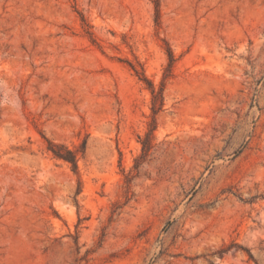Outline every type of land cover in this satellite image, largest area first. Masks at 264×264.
<instances>
[{
    "label": "rangeland",
    "instance_id": "obj_1",
    "mask_svg": "<svg viewBox=\"0 0 264 264\" xmlns=\"http://www.w3.org/2000/svg\"><path fill=\"white\" fill-rule=\"evenodd\" d=\"M158 9L0 0V264H264V0Z\"/></svg>",
    "mask_w": 264,
    "mask_h": 264
},
{
    "label": "trees",
    "instance_id": "obj_2",
    "mask_svg": "<svg viewBox=\"0 0 264 264\" xmlns=\"http://www.w3.org/2000/svg\"><path fill=\"white\" fill-rule=\"evenodd\" d=\"M154 6H155V22L158 23V17H159V0H154ZM168 56L170 63L174 60L173 54L170 50H168ZM136 73L140 75V78H142L146 83L149 85V87H152V83L140 72L135 70ZM152 92V105L151 110L153 114H156L162 107L163 103V97L161 91L155 92L153 89ZM156 129V119L152 118L151 122L149 123L148 130L144 134V137L141 140V153L136 158L134 167L137 168L139 164L145 159V157L148 155L150 149L153 146V139H154V130ZM48 145L47 149L56 157L63 159L67 162H69L73 169L77 168V154L74 150L69 149L63 144L59 143H53L50 140L46 139Z\"/></svg>",
    "mask_w": 264,
    "mask_h": 264
}]
</instances>
